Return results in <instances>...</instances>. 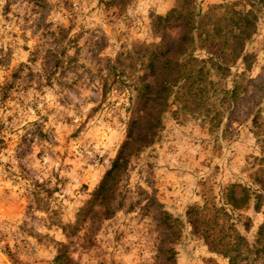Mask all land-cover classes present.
<instances>
[{"label": "rangeland", "instance_id": "1", "mask_svg": "<svg viewBox=\"0 0 264 264\" xmlns=\"http://www.w3.org/2000/svg\"><path fill=\"white\" fill-rule=\"evenodd\" d=\"M175 1L0 0V264H53L62 248L74 264H161L152 220L138 210L125 212L137 188L182 223L167 264H226L190 234L185 213L192 206H223L233 185L234 199H240V188L264 182L250 122L254 114L264 121V4L236 99L229 105L224 93L234 77L211 70L198 89L186 84L168 96L158 93L153 139L131 158L117 190L122 208L72 236L62 232L123 140L130 78L140 75L133 67L137 44L159 40L152 17ZM233 1L193 5L204 12ZM45 48L62 60L50 77L36 54ZM126 52L131 59L123 60ZM242 69L238 62L230 72ZM142 127L137 139L145 141L153 132ZM254 202L229 210L249 242L264 217V196L256 208Z\"/></svg>", "mask_w": 264, "mask_h": 264}, {"label": "trees", "instance_id": "2", "mask_svg": "<svg viewBox=\"0 0 264 264\" xmlns=\"http://www.w3.org/2000/svg\"><path fill=\"white\" fill-rule=\"evenodd\" d=\"M193 1L176 0L175 5L162 16H153L152 21L156 25L159 40L145 45L137 44L138 49L134 51L137 62L133 67L137 65L140 75L133 74L130 78V112L123 140L108 168L76 210L73 223L62 228L64 234L72 236L81 226L109 219L122 208L124 197L119 196L117 190L131 158L153 139L156 124L151 125L150 120L152 102L156 101L155 96L158 93L165 91L168 96L174 87L182 89L186 84H195V89H198L211 70L220 76L234 77L231 88L224 93L229 105L236 99L241 87L239 80L244 78L252 58L246 47L255 34L257 13L264 1L235 0L231 3L210 5L204 12L196 10ZM194 52L204 53L205 58L198 59ZM36 54H40L44 76H52L62 61L59 53L52 48H45ZM130 55V52H126L122 56L123 60L131 59ZM238 62L243 66L242 71L231 74V69L236 68ZM206 64L209 65L208 68ZM44 79L49 82L47 77ZM189 89L190 87L188 91ZM154 114L158 116L160 112ZM250 122L262 153L260 160L254 158V161H257L259 172H263L264 138H260V135H264V121L254 114ZM141 125L149 127V131L153 132L143 137H147L145 141L137 139V131H141ZM260 129L262 134H259ZM235 188L233 185L226 189L223 206L189 207L185 213L186 224L190 228V234L200 239L208 252L221 257L226 264H261L264 258V217L249 242L236 230L229 210L241 208L250 199L255 200L253 207L256 208L257 200L264 196V182L260 180L256 189L240 188V199H234ZM135 195L127 204L125 212L138 210L142 217L152 220L157 236L155 253L160 255L161 264L172 263L176 254L173 246L180 238L182 223L158 208L154 197L149 196L145 190L137 188ZM53 264L74 263L62 248L53 257Z\"/></svg>", "mask_w": 264, "mask_h": 264}]
</instances>
